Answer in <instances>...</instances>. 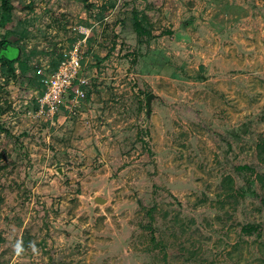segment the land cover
Segmentation results:
<instances>
[{
	"label": "rangeland",
	"instance_id": "obj_1",
	"mask_svg": "<svg viewBox=\"0 0 264 264\" xmlns=\"http://www.w3.org/2000/svg\"><path fill=\"white\" fill-rule=\"evenodd\" d=\"M10 1L0 264H264V0ZM80 28L88 98L50 126L37 70Z\"/></svg>",
	"mask_w": 264,
	"mask_h": 264
},
{
	"label": "built area",
	"instance_id": "obj_2",
	"mask_svg": "<svg viewBox=\"0 0 264 264\" xmlns=\"http://www.w3.org/2000/svg\"><path fill=\"white\" fill-rule=\"evenodd\" d=\"M82 38L60 57L54 72L45 74L37 70L42 84V94L36 98L34 119L50 126L64 114L76 115L87 98L88 78L83 74L82 61L87 53L88 31L80 28Z\"/></svg>",
	"mask_w": 264,
	"mask_h": 264
},
{
	"label": "trees",
	"instance_id": "obj_3",
	"mask_svg": "<svg viewBox=\"0 0 264 264\" xmlns=\"http://www.w3.org/2000/svg\"><path fill=\"white\" fill-rule=\"evenodd\" d=\"M0 28L4 29L6 31L7 36L11 37L15 35V21H14V6L12 1L10 0H0ZM134 26L136 27L137 32H140L143 30L144 26V20L139 19L136 15L134 17ZM23 35H18L17 39L15 41L17 42L19 39H21ZM11 41L4 40L0 43L1 47L4 49L5 47L9 46ZM58 64V63H57ZM57 64H55L50 73L54 72L57 68ZM0 65H1V77L3 78H9L15 77L17 74L24 75L28 70L27 65V59L20 58V59H9L6 56H1L0 58ZM41 78L38 76V83L39 87L41 88L40 95L42 94V84L40 82ZM88 98V96H87Z\"/></svg>",
	"mask_w": 264,
	"mask_h": 264
},
{
	"label": "water",
	"instance_id": "obj_4",
	"mask_svg": "<svg viewBox=\"0 0 264 264\" xmlns=\"http://www.w3.org/2000/svg\"><path fill=\"white\" fill-rule=\"evenodd\" d=\"M150 98H151V95L148 96V99H150ZM94 203L99 204V205H102V204L105 203V201L103 199L99 198V197H96L94 199Z\"/></svg>",
	"mask_w": 264,
	"mask_h": 264
}]
</instances>
